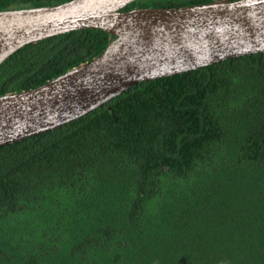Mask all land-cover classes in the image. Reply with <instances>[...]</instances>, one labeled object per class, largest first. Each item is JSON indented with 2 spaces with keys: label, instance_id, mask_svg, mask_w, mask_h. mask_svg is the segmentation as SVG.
<instances>
[{
  "label": "trees",
  "instance_id": "trees-1",
  "mask_svg": "<svg viewBox=\"0 0 264 264\" xmlns=\"http://www.w3.org/2000/svg\"><path fill=\"white\" fill-rule=\"evenodd\" d=\"M63 1L0 0V10ZM108 40L82 28L22 45L0 62V94ZM0 264H264V52L138 81L1 145Z\"/></svg>",
  "mask_w": 264,
  "mask_h": 264
},
{
  "label": "water",
  "instance_id": "water-1",
  "mask_svg": "<svg viewBox=\"0 0 264 264\" xmlns=\"http://www.w3.org/2000/svg\"><path fill=\"white\" fill-rule=\"evenodd\" d=\"M131 1L0 10V62L22 45L74 29L109 35L91 59L32 88L0 94V146L82 116L138 81L264 52V0L120 10Z\"/></svg>",
  "mask_w": 264,
  "mask_h": 264
}]
</instances>
